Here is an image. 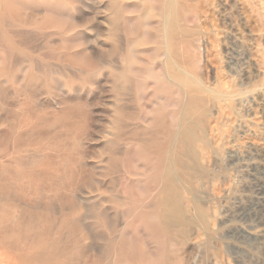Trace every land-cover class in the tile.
Wrapping results in <instances>:
<instances>
[{"label": "rangeland", "instance_id": "rangeland-1", "mask_svg": "<svg viewBox=\"0 0 264 264\" xmlns=\"http://www.w3.org/2000/svg\"><path fill=\"white\" fill-rule=\"evenodd\" d=\"M166 1L0 0V257L25 264H264V0H182L180 24L170 33L175 60L198 76L192 60L201 57L206 86L231 94L207 121L214 144L203 165L211 175L188 194L208 210V224L195 222L189 236L170 239L149 221L152 208L126 202L150 205L158 193L147 179L153 163H135L134 154L140 139L151 138L156 116L173 109L166 57L151 54ZM134 42L133 66L145 69L141 96L138 76L125 81Z\"/></svg>", "mask_w": 264, "mask_h": 264}, {"label": "bare ground", "instance_id": "bare-ground-1", "mask_svg": "<svg viewBox=\"0 0 264 264\" xmlns=\"http://www.w3.org/2000/svg\"><path fill=\"white\" fill-rule=\"evenodd\" d=\"M192 1V0H191ZM196 1V0H194ZM233 1V0H232ZM135 2V1H133ZM167 10L164 16V27L157 30L152 39L157 41V47L151 51V54L165 55V70L167 71L165 77V86L168 88L169 97L166 99L169 105L173 107L172 110L163 111L156 116L155 125L152 128L151 138L140 139L141 145L135 152V163L139 162H151L153 166H148L149 170L148 177L152 183L155 184L158 189L157 195L154 197L152 204L146 205L145 203L139 202L135 199H127L126 202L129 204L139 205L140 208H152L150 215L148 216L149 221L158 223L163 226L166 232L167 238L173 239L178 233L182 237L188 235L192 229V225L197 222L200 225L206 226L208 224L207 215L208 210L204 207L199 206L198 203L191 201L188 197L189 193H194L197 186L196 183L205 179L209 175V165L205 166L208 161V152H211V136H209L207 130V121L211 116L213 107H216L219 101L228 100L229 96H224L215 90L207 87L205 81L201 78V57H195L192 61L193 67H195L197 75L190 74L185 70L184 66L187 63L183 62L181 65L175 60L172 39L169 40L170 33L173 32L180 24L181 11L183 10L182 0H167ZM210 2V1H209ZM163 3V2H162ZM106 4V3H105ZM132 4V2H131ZM186 4V3H185ZM126 5V4H125ZM193 5V4H191ZM211 5V4H210ZM142 6V5H141ZM140 7V6H139ZM239 7V6H238ZM187 8V7H186ZM207 9V8H206ZM225 9V8H224ZM223 9V10H224ZM148 10V9H147ZM209 10V9H207ZM199 11V10H198ZM200 12V11H199ZM85 14V13H84ZM121 14V12H120ZM64 15V14H63ZM202 15V14H201ZM88 16V15H87ZM127 17V16H126ZM186 17V16H185ZM195 21L198 17L195 15ZM202 17V16H201ZM205 17V16H204ZM124 18V17H123ZM207 18V17H205ZM194 19V18H193ZM2 20V19H1ZM192 20V18H191ZM205 20V19H202ZM207 20V19H206ZM205 20V21H206ZM209 20V19H208ZM230 20V19H229ZM124 21V20H123ZM148 21V18H147ZM150 21V20H149ZM200 21V20H199ZM211 21V20H210ZM246 21V20H245ZM1 22V21H0ZM125 22V21H124ZM152 22V21H151ZM187 22V21H186ZM192 22V21H190ZM202 22V21H201ZM200 22V23H201ZM2 23V22H1ZM149 23V22H148ZM209 23V22H208ZM155 25V23H153ZM1 25V24H0ZM3 26V25H2ZM1 26V27H2ZM159 26V25H158ZM202 26V25H201ZM208 26V25H207ZM214 26V25H213ZM248 26V25H247ZM133 27V25H132ZM151 27V26H150ZM155 27V26H154ZM204 28V27H202ZM246 28V27H245ZM205 29V28H204ZM128 31V30H127ZM147 31V30H146ZM202 31V30H201ZM216 32V31H215ZM238 32V31H237ZM152 33V32H151ZM166 33V37H164ZM116 34V33H115ZM254 35V34H253ZM146 38L150 36L149 33L145 34ZM234 36V35H233ZM137 37V36H136ZM208 39V37L206 38ZM214 39V38H213ZM256 39V38H255ZM29 40V39H28ZM202 40V39H201ZM210 40V39H209ZM264 40V39H263ZM208 41V40H207ZM239 41V40H238ZM30 42V41H29ZM209 42V41H208ZM118 43V42H117ZM156 43V42H155ZM204 43V42H203ZM121 44V43H120ZM139 44V41H138ZM254 44V43H253ZM122 45V44H121ZM127 48L128 65L125 68L127 73L126 82H131L132 75H136L138 82L135 85L137 94L142 95L145 90L146 84L142 79L145 73L144 68H135L134 62L138 58L137 44L136 42L130 44ZM208 43L206 44V46ZM255 45V44H254ZM264 45V44H263ZM210 46V45H209ZM212 46V45H211ZM109 47V46H108ZM153 47V46H152ZM204 47V46H203ZM202 47V48H203ZM208 47V46H207ZM206 47V49H207ZM214 47V46H213ZM200 48V47H199ZM232 48V47H231ZM109 49V48H108ZM125 49V48H124ZM126 50V49H125ZM205 50V49H204ZM210 50V49H209ZM207 49V51L209 52ZM213 50V49H212ZM211 50V51H212ZM139 51V49H138ZM144 51V50H143ZM184 51V50H183ZM203 51V50H202ZM222 51V50H221ZM17 52V51H15ZM140 52H142L140 50ZM204 52V51H203ZM207 52V53H208ZM223 52V51H222ZM221 52V53H222ZM227 52V51H226ZM205 53V52H204ZM197 54V53H195ZM226 54V53H224ZM239 54V53H238ZM207 55V54H206ZM210 55V54H209ZM220 55V54H219ZM11 56V55H10ZM116 56V55H115ZM158 56V55H157ZM181 56V55H179ZM212 56H215L212 54ZM256 56V55H255ZM188 58V56H186ZM208 57V56H207ZM156 58V57H155ZM11 59V58H10ZM144 59V58H143ZM210 59V58H209ZM212 59V58H211ZM214 59V58H213ZM219 60V59H218ZM223 60V59H221ZM205 61V60H204ZM207 61V60H206ZM209 61V60H208ZM212 61V60H211ZM211 61L209 63H211ZM148 61H146L147 63ZM150 62V61H149ZM253 62V61H252ZM160 63V61H159ZM207 63V64H209ZM219 64V63H218ZM217 64V65H218ZM113 65V64H112ZM161 65V63H160ZM212 65V64H211ZM255 65V64H254ZM209 66V65H208ZM32 67V66H31ZM160 67V66H159ZM183 67V68H182ZM205 67V66H204ZM208 68V67H207ZM206 68V69H207ZM210 68V67H209ZM258 68V66H257ZM27 69V68H26ZM216 69V67H215ZM248 69V68H247ZM212 70V69H211ZM256 70V69H255ZM215 71V70H214ZM217 71V70H216ZM44 72V71H43ZM220 72V71H218ZM45 73V72H44ZM211 73V71L209 72ZM208 73V75H210ZM217 73V72H216ZM223 73V72H222ZM256 73V72H255ZM263 73V72H262ZM46 74V73H45ZM108 74V73H107ZM147 74V73H146ZM212 74V73H211ZM258 74V73H257ZM207 75V76H208ZM221 75V74H220ZM263 75V74H262ZM21 76V75H20ZM141 76V77H140ZM204 76V75H203ZM247 76V74H246ZM23 78V76H22ZM108 78V77H107ZM221 78V77H219ZM93 79V78H92ZM165 79V78H164ZM211 79V77H210ZM249 77H246L248 80ZM87 82V81H86ZM153 82V81H151ZM216 82V81H215ZM218 82V81H217ZM221 82V81H220ZM219 82V83H220ZM155 83V82H154ZM95 84V83H94ZM221 85V84H220ZM258 85V84H257ZM164 86V87H165ZM62 88V87H61ZM108 89V88H107ZM129 88L126 91L129 92ZM65 91V90H64ZM63 91V92H64ZM153 91V90H152ZM67 92V91H66ZM121 92V91H120ZM124 93V92H123ZM132 94V93H131ZM246 94V93H245ZM127 95H129L127 93ZM135 95V94H134ZM207 95L213 97L211 102L206 98ZM136 97V96H135ZM162 97V96H161ZM263 97V96H262ZM27 98V97H26ZM149 98V97H148ZM260 98V97H259ZM134 99V98H133ZM154 99V98H153ZM261 99V98H260ZM28 100V99H27ZM135 100V99H134ZM138 100V99H137ZM263 101V100H262ZM26 102V101H25ZM24 102V103H25ZM107 102V101H106ZM109 102V101H108ZM134 102V101H133ZM262 104V103H261ZM167 105V104H166ZM150 107V106H149ZM130 109V108H129ZM225 110V107H224ZM221 111V110H220ZM134 116L135 114H131ZM129 116L128 120H133L134 117ZM222 115V114H220ZM230 115V114H229ZM213 116V115H212ZM227 115H225L226 117ZM137 118V117H136ZM176 118V119H175ZM140 119V118H139ZM227 119V118H226ZM225 120V119H224ZM125 121V120H124ZM137 121V120H136ZM135 121V122H136ZM217 121V120H215ZM221 121V120H220ZM226 121V120H225ZM231 121V120H230ZM229 121V122H230ZM128 122V121H127ZM138 122V121H137ZM213 122V121H212ZM139 123V122H138ZM132 124V123H130ZM128 123L127 128L130 127ZM211 124V122H210ZM215 125V124H214ZM217 125V124H216ZM133 126V125H132ZM212 126V125H211ZM210 126V127H211ZM209 127V128H210ZM217 127V126H216ZM137 128V126H136ZM139 128V127H138ZM146 128V127H145ZM133 129V128H132ZM140 129V128H139ZM151 129V128H150ZM216 129V128H215ZM225 129V128H224ZM230 129V128H229ZM136 130V129H135ZM210 130H212L210 128ZM141 131V129H140ZM142 132V131H141ZM210 132V131H209ZM213 132V131H212ZM140 136V135H139ZM213 136V135H212ZM218 136V135H217ZM228 136V135H227ZM143 137V136H142ZM214 136L213 138H215ZM139 138V137H138ZM221 138V136H220ZM219 139V138H217ZM214 140V139H213ZM222 142V138L219 139ZM116 141V140H115ZM215 141V140H214ZM225 140L223 141L224 144ZM228 142V141H227ZM230 142V141H229ZM220 143V142H219ZM216 145V144H215ZM214 145V146H215ZM228 145V144H227ZM124 147V146H123ZM217 147V145H216ZM226 147V146H225ZM214 152V151H213ZM217 155V151L214 152ZM223 153V152H222ZM132 154V153H131ZM211 154V153H210ZM123 155V154H122ZM221 155V154H220ZM129 156V155H128ZM211 156V155H210ZM224 158V157H222ZM230 158V157H229ZM225 159V158H224ZM127 163L129 166L132 162ZM206 160V161H205ZM227 160V159H226ZM133 161V160H132ZM205 161V165L203 162ZM208 162H211L209 160ZM223 162V160H222ZM221 162V163H222ZM213 166L216 167L218 161L214 159L212 162ZM229 163V162H228ZM210 164V163H209ZM223 164V163H222ZM227 165V164H226ZM211 166V165H210ZM218 166V165H217ZM220 166V165H219ZM218 166V167H219ZM225 166V165H223ZM127 167V166H126ZM224 168V167H223ZM222 168V169H223ZM130 169V168H129ZM128 169V170H129ZM217 170V169H216ZM130 176L132 172L128 171ZM212 173V172H211ZM216 175V174H214ZM6 176V175H5ZM209 179V178H208ZM207 179V180H208ZM219 179V178H218ZM129 180V179H128ZM210 180V179H209ZM215 180V179H214ZM223 180V178H222ZM203 181V180H202ZM201 181V183H202ZM205 181V180H204ZM212 181V180H211ZM220 185V184H219ZM29 187V186H27ZM220 187V186H219ZM22 188V187H21ZM27 190V189H26ZM46 190V189H45ZM198 190V189H197ZM44 191V190H43ZM45 192V191H44ZM29 193V192H28ZM48 193V192H47ZM52 194V193H50ZM59 194V193H58ZM48 196V195H47ZM81 196V195H80ZM198 196V195H197ZM48 198V197H47ZM81 198V197H80ZM71 199V198H70ZM74 199V198H73ZM78 199V198H77ZM83 199V198H81ZM149 200V199H148ZM147 202V201H146ZM188 204H192L196 209V218L188 216ZM134 207V206H133ZM207 208V207H206ZM193 209V208H192ZM191 209V210H192ZM126 210V209H125ZM124 210V212H125ZM129 210V209H128ZM130 211V210H129ZM132 211V210H131ZM134 211V210H133ZM194 210H192L193 212ZM191 212V213H192ZM136 213V212H135ZM195 213V212H194ZM195 215V214H194ZM191 216H193L191 214ZM131 217V216H130ZM190 217V218H189ZM7 222V221H6ZM5 223V222H4ZM125 223V222H124ZM128 224V223H127ZM130 225V224H129ZM195 226V225H194ZM193 226V227H194ZM203 226V228H205ZM66 227V226H65ZM258 228V227H257ZM65 229V228H64ZM127 229V228H126ZM198 229V228H197ZM41 231V230H40ZM258 232V231H257ZM260 232V231H259ZM135 234V233H134ZM264 235V234H263ZM179 236V235H178ZM189 236V235H188ZM260 236V234H259ZM262 236V234H261ZM264 237V236H263ZM129 242H127L128 250L134 252V235L127 236ZM180 238V237H179ZM176 241V240H175ZM45 243V242H44ZM124 244V243H123ZM14 245V244H13ZM171 245V244H170ZM169 245V246H170ZM202 245V244H201ZM123 246V245H122ZM47 247V246H46ZM54 247V245H53ZM1 248V247H0ZM15 249L17 247H14ZM169 248V247H168ZM61 249V248H60ZM59 249V250H60ZM122 249V248H121ZM174 249V247H173ZM199 249V248H198ZM57 250V249H55ZM54 250V251H55ZM62 250V249H61ZM117 250V249H116ZM3 250H1L2 252ZM122 251V250H121ZM126 252V250H124ZM136 251V250H135ZM138 251V250H137ZM168 251V250H167ZM0 254H3L1 253ZM37 252V251H35ZM44 252V251H43ZM42 252V253H43ZM66 252V250H65ZM128 252V251H127ZM6 253V252H5ZM60 253V252H59ZM52 254V253H51ZM9 255V254H8ZM2 256L0 258V264H25L24 262H15L17 258H14V262L10 257ZM12 255V254H11ZM10 255V256H11ZM66 255V254H64ZM5 256V254H3ZM49 256V255H48ZM52 256V255H51ZM50 256V257H51ZM122 256V255H121ZM128 256V255H127ZM169 256V255H168ZM9 259L7 260V258ZM12 257V256H11ZM34 257V256H33ZM36 257V256H35ZM42 257V256H41ZM45 257V256H44ZM50 257L48 259H50ZM61 257V256H60ZM5 258V259H4ZM30 258V257H29ZM39 258V257H38ZM43 259V257L41 258ZM47 259V258H46ZM34 260V259H33ZM40 261V260H38ZM45 261V260H43ZM48 262V260H46ZM71 261V260H70ZM170 261V260H169ZM69 262V261H68ZM121 262V260H120ZM41 263V262H40ZM176 264V263H175Z\"/></svg>", "mask_w": 264, "mask_h": 264}]
</instances>
